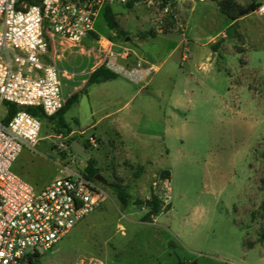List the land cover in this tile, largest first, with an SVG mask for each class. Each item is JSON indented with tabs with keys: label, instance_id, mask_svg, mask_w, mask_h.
Listing matches in <instances>:
<instances>
[{
	"label": "rangeland",
	"instance_id": "obj_1",
	"mask_svg": "<svg viewBox=\"0 0 264 264\" xmlns=\"http://www.w3.org/2000/svg\"><path fill=\"white\" fill-rule=\"evenodd\" d=\"M79 1L98 10L95 33L91 38L100 40L102 46L107 40L135 50L138 43L135 39L143 34L158 30L172 32L153 41L148 39L139 48L140 54L150 56L155 64H159L157 56H166L177 47L156 76L168 83L162 87L161 99L151 91L152 88L146 89L122 113L141 109L143 105L147 107L154 99L169 100V96L179 98L184 109L174 113L173 134L165 141L169 151L168 172L158 175L155 180L153 197L160 202L161 214L158 221L149 225L155 218H147L149 209L145 216L130 214L120 206L110 189L114 182L127 187L131 195L129 204L132 203L131 198L136 194L137 167L128 162L108 164L104 162L107 161L106 149L87 148L88 158L102 160L97 167L108 183L107 186L99 183L105 195L93 213L50 251L39 255L37 264H264V243H258L262 226L258 212L264 200V161L261 159L264 152V14L257 12L264 6V0H214L223 6L228 3H235L240 8L252 5L254 11L235 24L229 37L204 47H200L204 42L197 43L198 47L194 43L183 44L187 39L181 31L192 5L190 1L166 0L163 4V0H150L151 3L140 0L127 7L128 0H110L109 5L116 15L125 18L123 29L129 42L117 39L107 30L102 16L105 1ZM214 10L213 7L198 6L190 22L191 30L201 29L197 20L209 18ZM187 49L188 52L202 50L218 54L212 61L211 72L205 77V86L193 89L192 95L179 86L177 73L181 56L189 55L185 52ZM130 56L131 53L123 61L129 60ZM170 79L176 81L173 89ZM107 82V87L115 84L126 87L130 90L126 94L136 91L120 77ZM80 103L73 104L75 106L64 115L72 128L75 125L70 117L84 106V109L89 108L86 101ZM94 104L104 105L100 97ZM5 112L6 108L1 104L0 117ZM80 126L83 125L80 123ZM88 135L89 132L86 137ZM60 136L54 122L41 119L34 152L23 150L12 171L16 174L29 171L38 185L53 181L59 169L57 165L69 163L57 148L62 142ZM64 142L72 143L71 139ZM150 146L154 148V144ZM152 147L142 150L129 139L125 145L126 157L140 164L139 158L143 154L157 157V153L151 154ZM76 157L77 164L82 165L74 168L82 170L86 160Z\"/></svg>",
	"mask_w": 264,
	"mask_h": 264
},
{
	"label": "built area",
	"instance_id": "obj_2",
	"mask_svg": "<svg viewBox=\"0 0 264 264\" xmlns=\"http://www.w3.org/2000/svg\"><path fill=\"white\" fill-rule=\"evenodd\" d=\"M18 1L0 0V105L17 109L7 122L6 112L0 117V264H28L29 256L50 251L96 210L105 195L98 182L74 168L82 164H77L78 155L63 136L57 148L69 163L60 166V176L49 185L36 190L12 171L21 152H34L38 142L40 120L25 109L39 108L45 117H53L70 97L62 94L65 71L42 61L48 50L46 38H56L66 50L89 59L94 70L114 69L118 58L125 60L131 53L107 40L104 46L100 40L84 44L95 33L98 10L79 0H42L17 10ZM257 12L263 15L264 6ZM156 72L154 66L145 69L146 76ZM85 144L98 149L94 137Z\"/></svg>",
	"mask_w": 264,
	"mask_h": 264
},
{
	"label": "crops",
	"instance_id": "obj_3",
	"mask_svg": "<svg viewBox=\"0 0 264 264\" xmlns=\"http://www.w3.org/2000/svg\"><path fill=\"white\" fill-rule=\"evenodd\" d=\"M186 1L192 2V5L187 12L184 28L181 31L183 32L182 35L187 39L186 41H183V44L186 46H188L187 44L194 43L195 46L198 47L197 43L199 42H204V44H201L200 47L207 45L210 46L217 39H225L226 29L242 19L241 17L234 22L228 19L221 13L216 1L214 0ZM201 5L213 7L215 10L211 13L209 18L203 17L201 20L200 17L197 20L201 24V29L191 30L190 22L197 10V7ZM111 10L115 15V21L117 22L119 28L122 31H125L123 29L125 18H123L124 20L121 19L116 15L113 8H111ZM197 18H195V20ZM215 24L219 26L218 30L215 29ZM171 33L172 32L165 33L162 30H158L154 33L150 32L147 35L143 34L142 37L135 39L138 41L137 48H135V50H131L129 60H116L114 62V69L107 68L115 73L117 78H122L136 88V91L128 94H126V92H129L130 90L126 87L117 84L113 87H107L106 84L108 82L85 88L88 76L94 71L91 61L89 59L80 58L70 49L66 50L65 45H62L63 43L56 38H46L48 41V50L46 55L42 57V61L45 64L55 65L60 70L65 71V73L61 74L62 94L64 97L67 98L68 96L71 97L72 95L78 94V100L75 105L81 104L80 102L85 101L89 105L88 109H84V106L80 110H77L76 114H73L70 117L71 121L75 125V128H72L64 119L70 129V134L65 138H69L72 143L77 142L84 147L86 139L88 137H94L98 141V148L101 147L106 149L107 161L104 160V162L108 164L128 162L130 165L141 169V172L134 182L136 194L131 198L132 203L125 208L133 215L145 216L148 213L149 208L145 206H135L133 203L135 200L150 202L151 198L156 194V177L160 174L168 172L167 159L169 151L166 148L165 141L167 137H172L173 134L172 122L176 120L174 113L182 111V109H184V104L181 100H179V98H172L169 96V100L166 99V101L154 99L146 105L147 107L143 105L141 107L142 110L129 109V111L124 114L122 111L129 107L131 102L139 93L143 94L145 93L144 91L149 88H152L151 91L161 99V95L163 94L162 87L168 83L163 82L162 78L156 76L160 73L161 67L176 52L177 47L173 48L166 56H157L159 64H155L150 56H143L140 54L139 48L141 45H144L148 39H152L153 41L160 36H166ZM129 40L130 39L127 38L126 42H129ZM92 43H94V40L91 37L84 42L86 45H91ZM114 44L119 46V44ZM185 52L189 53V55L181 56L177 67V73L180 76L179 86L183 88L184 92L191 93L192 95L193 89L205 86V77L209 74L208 72L211 70L212 61L217 58L218 54L216 52L211 51V53H209L202 50L188 52V49L185 50ZM149 66L156 67L157 72L146 76L145 69ZM221 69L222 68H219V70ZM89 71L90 73L86 74V72ZM205 73L206 75H204ZM165 81L167 82V80ZM169 82L172 85L171 89H173L176 86V81L170 79ZM209 91L211 93L213 92V90ZM125 95H127V97ZM97 97L102 99L104 105L94 104ZM74 106L67 110L65 116ZM80 123L83 126H80ZM88 132L90 135L86 137ZM129 139L135 141L142 148V150L147 147L150 149L152 147L150 146L151 143L154 144V148L152 147L153 151L150 150V152L151 154L157 153V157L150 156L149 154H143L139 158L140 164L131 162L126 157L127 148H125L127 140ZM27 151L30 153L32 152L29 150ZM22 152L20 155H22ZM122 153H124L123 156ZM20 155L17 160L20 158ZM91 158L96 162V166L102 161L96 157ZM158 158L159 162H157ZM15 163L13 164V170ZM57 167L59 169H57V176H55V179L60 176V163ZM16 175L28 184L32 185L36 190H41L52 182L38 185V183L32 179L33 174L27 170L19 172V174ZM128 190L129 189L127 188V192ZM170 209L167 211L168 213L170 212ZM159 216L152 218V223H149V225H154L158 221Z\"/></svg>",
	"mask_w": 264,
	"mask_h": 264
},
{
	"label": "trees",
	"instance_id": "obj_4",
	"mask_svg": "<svg viewBox=\"0 0 264 264\" xmlns=\"http://www.w3.org/2000/svg\"><path fill=\"white\" fill-rule=\"evenodd\" d=\"M42 0H19L16 9L21 10L24 5L26 6H34V5H40ZM140 0H128L127 7H131L132 4H135L139 2ZM166 0H163L162 3L165 4ZM109 0H105L103 10H102V16L105 23V26L109 32H113L117 39L121 41H125L128 34L125 31H122L117 22L115 21V15L113 14L111 7L109 5ZM217 6L222 14H224L228 19L231 21H236L241 17H244L245 15L249 14L250 12L254 11V7L252 5L246 7V8H240L235 3H228L227 5L217 3ZM228 6V7H227ZM235 27V24L231 25L226 29V36L229 35V31L232 30ZM94 34L91 35V37ZM97 40V39H95ZM117 44V43H116ZM117 78V75L107 69L106 67L102 66L97 69H95L87 78L85 88H88L92 85H98L105 83L107 81L115 80ZM78 100V94L72 95L69 97L64 106L58 111V113L53 117H45L42 110L39 108H27L25 111L35 117H37L39 120L41 119H49L52 122H54L55 126L57 127L59 133L66 137L70 134V129L68 125L66 124L64 120V115L67 112V110L77 102ZM6 108V117L4 122L9 121L12 116L17 112V109L8 103L3 104ZM84 148L87 149V145L84 144ZM261 159L264 161V152L261 154ZM99 169L96 166V162L92 158H88L86 160V165L82 170V174L85 178H87L90 181H95L94 178L97 174H99ZM141 172V169L137 167V172L135 176H138ZM110 189L113 193V195L116 197L117 201L119 202L120 206L122 208H126L130 202V195L127 192V188L122 186L119 183H111ZM262 190L264 193V180L262 181ZM151 207L149 208V217H156L160 213V202L156 197H152L150 200ZM259 218L262 222V226L258 233V243H264V200L260 205L259 208ZM39 255H33L28 257V264H37Z\"/></svg>",
	"mask_w": 264,
	"mask_h": 264
},
{
	"label": "water",
	"instance_id": "obj_5",
	"mask_svg": "<svg viewBox=\"0 0 264 264\" xmlns=\"http://www.w3.org/2000/svg\"><path fill=\"white\" fill-rule=\"evenodd\" d=\"M70 148L71 150L76 154L78 155L79 157H82L84 158L85 160L88 159L86 153H85V148L83 146H81L79 143L77 142H73L71 145H70ZM94 180L104 186H107L108 183L107 181L100 175V174H97L94 178ZM135 206H145L147 208H150L151 207V203L150 202H141L140 200H135L134 203H133Z\"/></svg>",
	"mask_w": 264,
	"mask_h": 264
}]
</instances>
